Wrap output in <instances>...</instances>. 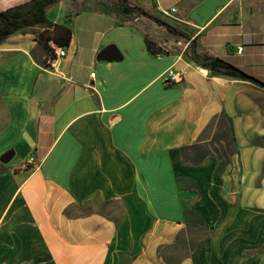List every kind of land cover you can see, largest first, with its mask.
Segmentation results:
<instances>
[{
  "label": "crops",
  "instance_id": "crops-1",
  "mask_svg": "<svg viewBox=\"0 0 264 264\" xmlns=\"http://www.w3.org/2000/svg\"><path fill=\"white\" fill-rule=\"evenodd\" d=\"M127 4L264 80V0ZM49 6L70 30L65 56L48 57L41 26L0 44V157L14 153L0 174V264H264V87L211 75L184 57L189 42L120 0ZM109 46L119 55L100 58ZM177 236L192 247L180 262L181 249L159 250Z\"/></svg>",
  "mask_w": 264,
  "mask_h": 264
},
{
  "label": "trees",
  "instance_id": "trees-1",
  "mask_svg": "<svg viewBox=\"0 0 264 264\" xmlns=\"http://www.w3.org/2000/svg\"><path fill=\"white\" fill-rule=\"evenodd\" d=\"M59 1L61 0H28L6 10L0 11V44L8 36L24 28L34 26L45 27L47 29L40 32L37 35V38L39 43L46 49L48 57L55 58L54 51L49 44H53L54 48L66 49L70 38L69 29L60 25H51L46 17V7L51 4L58 3ZM119 7L122 12L143 16L148 20L164 26L168 34L183 38L186 42H189L183 52L184 57L195 65L208 70L211 75L241 80L252 79L245 70L234 65L233 59L212 56L206 52H197L194 41L197 36L192 39L191 37L193 34L186 26L180 29L171 26L152 15L149 11H144L139 7H130L127 4V0H120ZM50 28L51 30H49ZM145 44L147 50L151 54H166V51L161 46L156 45L155 42L150 40L147 35L145 36ZM257 80L264 84V80L259 78ZM3 172H5L4 165L0 164V174ZM184 241L185 240L180 236H177L174 244L159 249L160 255H162L163 251H168L173 248L181 249V256L178 260V262H180L184 257H187L192 250V247L188 248L184 245ZM184 251L185 253H183ZM165 260L169 262L167 259Z\"/></svg>",
  "mask_w": 264,
  "mask_h": 264
},
{
  "label": "built area",
  "instance_id": "built-area-1",
  "mask_svg": "<svg viewBox=\"0 0 264 264\" xmlns=\"http://www.w3.org/2000/svg\"><path fill=\"white\" fill-rule=\"evenodd\" d=\"M163 13L166 16H170L172 14V11H163ZM239 51H241V48H239ZM55 57H63L65 56V49L55 48L54 51ZM182 79V71H175L173 69H169L164 74V80L168 83H178ZM27 165H31V167L36 166L35 159L33 157L29 158L26 161Z\"/></svg>",
  "mask_w": 264,
  "mask_h": 264
},
{
  "label": "water",
  "instance_id": "water-1",
  "mask_svg": "<svg viewBox=\"0 0 264 264\" xmlns=\"http://www.w3.org/2000/svg\"><path fill=\"white\" fill-rule=\"evenodd\" d=\"M119 55V52L118 50L116 49L115 46H109L105 49H103L100 54H99V57L104 59V58H108L109 56L111 55ZM252 81H255L256 83H258L259 85H261L262 87H264V84L259 82L257 79H254L252 78L251 79ZM13 151H8L6 153H4L1 157H0V162L2 164H8L10 162V160L12 159L13 157Z\"/></svg>",
  "mask_w": 264,
  "mask_h": 264
},
{
  "label": "rangeland",
  "instance_id": "rangeland-1",
  "mask_svg": "<svg viewBox=\"0 0 264 264\" xmlns=\"http://www.w3.org/2000/svg\"><path fill=\"white\" fill-rule=\"evenodd\" d=\"M105 1V3H108L109 5H113L114 3H116L117 2V0H104ZM52 6H54V4H51L49 7H52ZM110 207H108L107 206V204H102L101 206H99L97 209H90V208H86V209H84V212H90L91 210H97L98 212H103V211H106V210H108ZM194 239V241L196 240V236L195 235H193V237H192V239L191 240H193ZM185 241H184V245L185 246H189V242L191 241H189L188 239H184ZM175 248H173V249H171L170 251H174L175 252V250H174ZM165 253V252H164ZM167 256H169L170 257V252L169 251H166V253H165ZM176 255V258H177V260L176 261H178V259L180 258V256H181V254L180 253H174V256ZM173 262H175L174 260H172Z\"/></svg>",
  "mask_w": 264,
  "mask_h": 264
}]
</instances>
